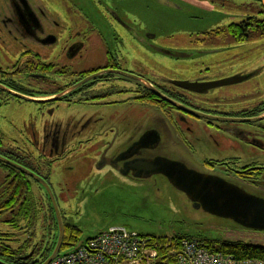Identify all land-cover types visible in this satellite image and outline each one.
I'll list each match as a JSON object with an SVG mask.
<instances>
[{
	"label": "flooded vegetation",
	"instance_id": "flooded-vegetation-1",
	"mask_svg": "<svg viewBox=\"0 0 264 264\" xmlns=\"http://www.w3.org/2000/svg\"><path fill=\"white\" fill-rule=\"evenodd\" d=\"M260 1L253 2L261 6ZM132 3L133 0H0L1 223L27 213L28 195L34 200L29 211L35 222L29 229L27 222H21L19 230L35 232L38 225L42 226L43 217L53 212L47 203L43 204L48 200L44 187L17 167L43 181L57 201L72 194L68 186L65 191L54 190V168L73 160L84 149L103 172L102 178H120L133 186L150 179L134 176L132 167L139 161L165 158L193 170L182 159L192 154L193 144H198L201 137H213L208 131L229 138L236 155L225 160H203V172L194 171L245 191L246 186L255 188L264 195V102L248 110L245 105L227 112L198 106L200 102L209 106L225 102V91L230 86L262 72L259 68L235 73L228 62L231 44H246L253 36L246 40V21H264L262 6L260 18L244 17L227 23L219 20L209 30L179 38L189 43H175V51L167 52L179 53L180 58L206 53L220 58L218 66L222 67L214 71V64H200L203 70L180 79L147 69L137 57L121 49L125 39L131 42L132 50L133 43L141 40ZM155 37L147 34L145 40L151 42ZM205 44L213 48L204 49ZM152 50L165 55L157 47ZM231 80L234 82L219 86ZM177 83L194 86L184 89ZM110 106L145 107L149 111L148 125L142 127L127 115L122 120L128 123L121 130L110 122L103 124L110 117L98 118V114L81 116L78 121L57 120L72 107L97 111ZM32 108L35 111L29 119L36 125L26 124L25 120L28 114L24 109ZM201 124L204 128H200ZM246 142L251 147L247 158ZM167 145L172 150L166 149ZM33 238L28 237L36 248L40 241Z\"/></svg>",
	"mask_w": 264,
	"mask_h": 264
},
{
	"label": "rangeland",
	"instance_id": "rangeland-1",
	"mask_svg": "<svg viewBox=\"0 0 264 264\" xmlns=\"http://www.w3.org/2000/svg\"><path fill=\"white\" fill-rule=\"evenodd\" d=\"M167 1L173 3L176 8L163 7L158 0H133L131 8L134 11V18L136 17L141 40L133 43L132 47L135 50H132L131 42L125 39L122 41L124 46L121 45V49L137 57L138 63L147 69L173 78L184 79L186 76H192L203 70L204 66H208L204 64H214L215 66L211 65L214 71L221 69L222 67L218 66L221 64L220 58H214L206 53H193L188 58L175 59L154 52L152 47L162 51H175V43H189L188 40H179L184 34L209 30L219 20L227 23L244 17L263 16L260 4L250 0ZM125 4H122V9ZM75 25L77 28L78 25ZM147 34L156 37L148 42L145 40ZM148 43L154 46H148ZM231 46L228 62L233 72L245 69L255 71L259 68H262V72L245 82L230 86L225 91L228 95L223 103H213V106H209L200 102L198 106L202 109L227 112L241 109L246 105L248 110L264 102V35H253L246 44L240 46L231 44ZM211 48H213L212 44H205L204 49ZM186 52L191 53V51ZM24 110L28 114L25 119L26 124L36 125V121L29 119L35 109ZM8 112L11 113V110ZM93 114H98V118L110 117L103 124L110 122L119 130L124 129L128 123L122 120L126 115L132 122L138 121L142 127H146L149 121V111L145 107L128 108L127 106H110L97 111L72 107L57 120L65 122L68 118L78 121L81 116L88 117ZM98 118L96 117V120ZM202 127L201 124L200 128ZM212 132L208 131V134H212L213 137H201L198 144H193L192 154L184 155L185 160H182L189 168L203 172L200 168L203 160H225L236 155L229 138ZM248 145L246 142V158L251 154L248 151L251 147ZM166 149L172 150L169 145ZM84 150L78 152L73 160L56 166L51 181L55 191L60 189L65 191V187L68 186L72 194L65 199L57 200V206L65 223L80 232V240L96 237L111 227H123L143 236L167 237L179 234L211 241L241 242L264 247V232L248 230L230 220L219 219L201 210H194L184 196L174 190L162 176H153L133 186L124 183L120 178L111 176L102 178L103 172L98 170L94 158L90 159ZM169 154L176 157L173 152ZM245 188L249 194L264 197L255 188L249 186ZM50 222V217H43L42 226L38 225L33 239L36 241L41 239L44 231H48L51 227ZM0 234L12 235L13 242L9 245L13 248L19 247L30 237L29 233L11 230L5 222H0ZM65 251L67 250H62L61 253Z\"/></svg>",
	"mask_w": 264,
	"mask_h": 264
},
{
	"label": "water",
	"instance_id": "water-1",
	"mask_svg": "<svg viewBox=\"0 0 264 264\" xmlns=\"http://www.w3.org/2000/svg\"><path fill=\"white\" fill-rule=\"evenodd\" d=\"M158 2L163 7L176 8L173 3L167 0H158ZM260 2L264 10V0H261ZM161 53L174 58L182 57V55L179 53L174 54L167 51H161ZM250 77L252 76H246V80H248ZM233 82L234 80L226 81L220 83L219 86L228 85ZM177 84L184 89H188L187 87L194 86L185 83ZM199 116L204 119H212L211 117H207L205 115ZM17 169L21 170L28 176L33 177L35 181H37L42 187H44L48 195V200L50 202L57 225L58 236L55 248L50 256L46 259V261L42 264H50L56 258L69 255L72 252L76 251L88 239L95 238L93 237L79 240L74 249L59 254L64 235V227L57 202L51 194L48 186L43 181L36 178L34 175L27 171H24L18 167ZM132 172L134 176L139 178L162 176L174 190L184 196V198L187 200V202H189L194 210H201L204 213L219 219L230 220L240 227L248 230L264 232V199L254 194H249L243 188H240L237 185L230 184L217 177L200 174L194 170L188 169L181 163L172 162L165 158L139 161L135 164V167H132ZM108 230L102 233H105ZM102 233H99L98 235ZM31 255L32 254H30L29 256ZM0 264L5 263L0 261Z\"/></svg>",
	"mask_w": 264,
	"mask_h": 264
},
{
	"label": "trees",
	"instance_id": "trees-1",
	"mask_svg": "<svg viewBox=\"0 0 264 264\" xmlns=\"http://www.w3.org/2000/svg\"><path fill=\"white\" fill-rule=\"evenodd\" d=\"M250 1H258V0H250ZM246 40H248L254 34L264 35V21L258 22V20H247L246 21ZM34 202L32 198H27V213L20 214L17 216H12L9 218L6 224L13 231H23L19 230V223L27 222V228H32L33 223L35 222V217L30 214L31 205ZM47 203L50 212H52L51 205L49 200L45 199L43 204ZM61 216L62 213H61ZM46 218V216H44ZM63 218V217H62ZM45 220V219H44ZM50 223L51 227H49L48 231H44L43 238L39 239V244L36 248L31 246L30 240L25 241L22 245L17 248L11 247L9 245L13 242L12 235L8 234H0V261L5 264H42L46 261V259L50 256L52 251L55 248L58 236L57 225L55 222L53 212L50 215ZM64 223V235L61 245L62 250H69L76 246L79 242V234L80 232L73 226ZM32 225V226H30ZM24 232V231H23ZM29 233V236H34V231L26 232ZM151 242V247L155 249L159 256L158 264H174L173 258L169 255L168 250L165 245L168 242L171 243H179L182 240H198L201 242L210 252L221 254L223 256H230L238 261L244 260H259L264 261V247L248 245L241 242H219V241H211L208 239L201 238H192L187 235H179L174 234L171 237H154L148 236ZM45 239L47 241H45ZM30 251H32L33 256H28Z\"/></svg>",
	"mask_w": 264,
	"mask_h": 264
},
{
	"label": "built area",
	"instance_id": "built-area-1",
	"mask_svg": "<svg viewBox=\"0 0 264 264\" xmlns=\"http://www.w3.org/2000/svg\"><path fill=\"white\" fill-rule=\"evenodd\" d=\"M174 264H264L259 260L238 261L210 252L199 241L182 240L165 245ZM159 256L149 238L124 228H111L88 240L69 255L50 264H158Z\"/></svg>",
	"mask_w": 264,
	"mask_h": 264
}]
</instances>
